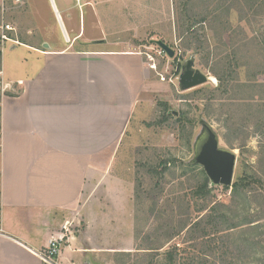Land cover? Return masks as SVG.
I'll list each match as a JSON object with an SVG mask.
<instances>
[{
  "label": "rangeland",
  "instance_id": "374dc122",
  "mask_svg": "<svg viewBox=\"0 0 264 264\" xmlns=\"http://www.w3.org/2000/svg\"><path fill=\"white\" fill-rule=\"evenodd\" d=\"M32 5L38 12L26 0H5L0 26H12L15 31L8 34L20 44L60 46L59 25L42 23L53 21L47 2L33 0ZM73 27L79 30V24ZM129 28L122 26L121 36H130L125 33ZM144 29L146 34L139 26L142 40L118 41L123 51L140 54L152 72L143 91L148 96L136 108L114 160V173H124L128 183L129 218L117 215L116 202L115 229L123 232L108 234V244L98 243L109 247L104 260L69 261L264 264V0H164L162 17ZM99 30L86 24L84 32L97 35ZM156 42L174 56L169 58ZM88 46L91 42L82 41L73 48ZM191 57L193 68L208 81L180 91L181 67ZM0 87V98L17 93ZM199 116L216 132L220 147L235 154L232 183L240 178L249 182L241 195L211 185L203 169L189 163ZM205 181L208 192L196 196ZM208 214H223L229 223L206 231L191 227ZM245 221L250 224L242 225ZM230 224L238 225L228 229Z\"/></svg>",
  "mask_w": 264,
  "mask_h": 264
},
{
  "label": "crops",
  "instance_id": "0c3cea01",
  "mask_svg": "<svg viewBox=\"0 0 264 264\" xmlns=\"http://www.w3.org/2000/svg\"><path fill=\"white\" fill-rule=\"evenodd\" d=\"M45 1L53 21L42 23L59 25L60 46L17 40L0 50V82L17 92L0 98V264H43L37 253L63 228L58 264L104 260L108 234L123 232L116 207L129 218L114 160L152 72L118 41L142 40L139 26L146 34L157 23L164 0ZM86 24L107 29L86 36ZM127 25L130 36H121ZM82 41L91 46L74 50Z\"/></svg>",
  "mask_w": 264,
  "mask_h": 264
},
{
  "label": "water",
  "instance_id": "95a60500",
  "mask_svg": "<svg viewBox=\"0 0 264 264\" xmlns=\"http://www.w3.org/2000/svg\"><path fill=\"white\" fill-rule=\"evenodd\" d=\"M104 41H96L93 44H101ZM157 46L169 57L174 56V52L162 42H156ZM194 58L186 60L178 78V88L186 91L205 84L208 78L199 70L193 68ZM177 116L176 112H172ZM200 131L192 144L193 156L191 165L200 166L211 185L230 187L232 185L235 154L225 148L220 147L219 138L212 127L202 118L198 117Z\"/></svg>",
  "mask_w": 264,
  "mask_h": 264
},
{
  "label": "built area",
  "instance_id": "2783aa9c",
  "mask_svg": "<svg viewBox=\"0 0 264 264\" xmlns=\"http://www.w3.org/2000/svg\"><path fill=\"white\" fill-rule=\"evenodd\" d=\"M4 1L5 0H0V6H2ZM11 1L14 4H18L20 0H11ZM73 1L76 2L77 4H80L84 0H73ZM14 31L15 29L12 26L2 23V25L0 26V47H1L0 50H2L5 43L9 42L15 45L18 44L17 40L12 38L8 34ZM0 85H1V82H0ZM63 231L67 232L65 228H63ZM65 232L59 235L50 237L47 242V245L45 246V249L42 252L37 253L39 260L43 264H58L57 261L61 254L62 245L63 243H65V240L67 238L65 235Z\"/></svg>",
  "mask_w": 264,
  "mask_h": 264
},
{
  "label": "trees",
  "instance_id": "16d2710c",
  "mask_svg": "<svg viewBox=\"0 0 264 264\" xmlns=\"http://www.w3.org/2000/svg\"><path fill=\"white\" fill-rule=\"evenodd\" d=\"M253 179V178H250ZM247 185H249V182L247 181V178H240L237 181H235L234 183H232V185L230 187H224L225 190H231V194L233 196H237V195H241V191L244 190L245 187H247ZM207 182L205 181V183L198 187L195 191V195H199L201 194L203 191L204 192H208L207 191ZM239 197V196H238ZM229 223V220L226 219L225 215H220L217 217H214L213 214H208L207 216L201 218L200 220L196 221L191 227L194 228V230H197V228H201V230H204L208 227L214 228V229H218L219 227H221L224 224ZM246 224H250V222H242V225H246ZM235 225V226H234ZM236 225L238 224H230L228 229H233L234 227H236ZM206 231V230H204Z\"/></svg>",
  "mask_w": 264,
  "mask_h": 264
},
{
  "label": "bare ground",
  "instance_id": "6f19581e",
  "mask_svg": "<svg viewBox=\"0 0 264 264\" xmlns=\"http://www.w3.org/2000/svg\"><path fill=\"white\" fill-rule=\"evenodd\" d=\"M64 37L67 38L65 33H64Z\"/></svg>",
  "mask_w": 264,
  "mask_h": 264
}]
</instances>
